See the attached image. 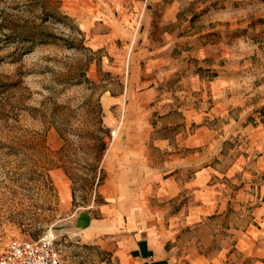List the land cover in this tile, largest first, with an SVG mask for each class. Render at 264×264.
Here are the masks:
<instances>
[{"label":"rangeland","instance_id":"1","mask_svg":"<svg viewBox=\"0 0 264 264\" xmlns=\"http://www.w3.org/2000/svg\"><path fill=\"white\" fill-rule=\"evenodd\" d=\"M157 170L214 173L177 197L209 213L180 210L178 264H264V0H0V255L52 233L110 264L78 214Z\"/></svg>","mask_w":264,"mask_h":264},{"label":"crops","instance_id":"2","mask_svg":"<svg viewBox=\"0 0 264 264\" xmlns=\"http://www.w3.org/2000/svg\"><path fill=\"white\" fill-rule=\"evenodd\" d=\"M158 172L148 173L145 179L143 173H112L101 189L105 202L96 206L101 217L89 210L78 214L81 238L101 244L109 252L110 264H178L173 226L180 224V210H191L186 216L190 221L209 214L194 203L177 207V197L186 190L198 194L209 187L200 186L199 174L208 182L214 173H195L184 186L183 173ZM172 208L179 212L168 214Z\"/></svg>","mask_w":264,"mask_h":264},{"label":"built area","instance_id":"3","mask_svg":"<svg viewBox=\"0 0 264 264\" xmlns=\"http://www.w3.org/2000/svg\"><path fill=\"white\" fill-rule=\"evenodd\" d=\"M52 233L39 239H13L0 255V264H64Z\"/></svg>","mask_w":264,"mask_h":264}]
</instances>
